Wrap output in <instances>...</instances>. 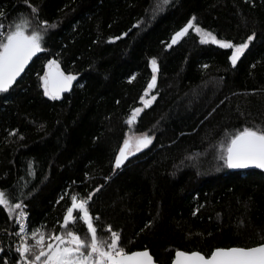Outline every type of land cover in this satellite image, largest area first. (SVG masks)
Listing matches in <instances>:
<instances>
[{
	"label": "trees",
	"instance_id": "16d2710c",
	"mask_svg": "<svg viewBox=\"0 0 264 264\" xmlns=\"http://www.w3.org/2000/svg\"><path fill=\"white\" fill-rule=\"evenodd\" d=\"M156 3L0 0L6 26L22 14L41 30L43 21L56 25L45 34V50L0 93V190L26 205L29 229L43 225L57 234L71 196L93 194L99 235L108 239L110 225L126 251L148 250L157 264H170L178 250L209 255L258 246L264 173L231 172L220 156L244 127L264 129V0H170L154 14ZM192 16L219 40L255 38L235 67L232 49L203 44L191 30L169 47ZM152 59L156 100L144 108ZM50 60L76 77L56 100L40 80ZM136 108L143 111L129 125ZM129 132L148 134L152 143L117 169ZM14 215L0 208V230ZM75 231L87 234L82 222ZM0 248L7 253L0 259L15 264L14 240L4 232Z\"/></svg>",
	"mask_w": 264,
	"mask_h": 264
},
{
	"label": "snow or ice",
	"instance_id": "6c2138e0",
	"mask_svg": "<svg viewBox=\"0 0 264 264\" xmlns=\"http://www.w3.org/2000/svg\"><path fill=\"white\" fill-rule=\"evenodd\" d=\"M169 4L170 0H157V3L153 5L154 14L156 10ZM29 7L31 13H38V9L31 5ZM3 15L0 13V16ZM196 19L192 16L187 24L174 34L169 47L188 35L189 30L192 29L200 36L201 43H212L221 48L232 49L229 59L231 65L235 67L237 61L245 54V50L249 48V43L255 38V34L250 35L246 42L240 44L219 40L212 32L201 28L196 23ZM33 23L32 16L23 14L7 26L0 23V93H7L17 83V78L25 71L32 58L45 50L43 47L45 34L49 28L56 26L43 21L41 30L39 24L33 27ZM151 66L153 70L151 82L148 83L144 95L140 97L144 108L150 107L156 100L155 95L145 99L157 83L155 73L158 71V66L155 59L151 60ZM46 67L47 71L40 77L44 95L53 100L59 99L62 93L71 89L76 77L65 74L55 60L48 61ZM204 67L207 68L208 65ZM142 111L143 108L134 109L127 123L132 125ZM152 139L153 137L148 134L126 138L115 159V168H120L129 155H134L135 152L148 147ZM221 148L220 159L229 169L250 166L264 169V129L244 127L231 135L227 144H222ZM92 195L90 194L86 199L78 198L77 195L71 196V206L67 207L60 224L61 231L57 234L56 232L46 233L42 230L43 225L40 228L29 229L26 223L27 215L24 212L26 205L22 201L15 202L19 199L18 197L0 190V208L7 211L10 217L17 214L19 210L16 215L19 232L16 235L20 237V243L15 248L18 254V258H14L15 264H154V259L147 250L131 253L126 251L122 246L121 234L112 230L110 225L106 229L110 233L108 239L99 235L94 223L99 220V217H94L89 207ZM79 222L86 225L87 234L84 236L75 231V225ZM29 232L30 239L34 243L30 242ZM0 252L7 256L4 249L0 248ZM0 264H8V261L0 259ZM174 264H264V243L255 247H218L209 255L199 251L189 253L178 250Z\"/></svg>",
	"mask_w": 264,
	"mask_h": 264
},
{
	"label": "water",
	"instance_id": "95a60500",
	"mask_svg": "<svg viewBox=\"0 0 264 264\" xmlns=\"http://www.w3.org/2000/svg\"><path fill=\"white\" fill-rule=\"evenodd\" d=\"M39 54V53H38ZM37 54V55H38ZM36 55V56H37ZM36 56H34L33 58H32V60L29 62V65L31 64V62L36 58ZM28 65V66H29ZM28 66L26 67V69L28 68ZM25 69V70H26ZM46 71H47V69H46ZM45 71V72H46ZM24 73V72H23ZM23 73H21V75L17 78V81L21 78V76L23 75ZM72 88V87H71ZM71 90V89H70ZM69 90V91H70ZM69 91H67V92H64V93H62L61 94V96H63V95H65V94H67ZM60 96V97H61ZM123 146V145H122ZM121 146V147H122ZM120 150V149H119ZM119 154V151L117 152V154H116V157H117V155ZM133 155H129V157H128V159L129 158H131ZM116 157H115V159H116ZM127 159V160H128ZM127 160L121 165V167L120 168H122L123 167V165L127 162ZM114 166H115V160H114ZM120 168H118V169H120ZM228 170L229 171H231V172H248V171H256V172H261V173H264V169H260V168H256V167H253V166H250V167H248V168H241V169H229L228 168ZM139 251H144V250H139ZM148 251V250H147ZM135 252V251H134ZM189 253H191V252H189ZM175 254H176V252L174 253V256H173V259H172V261H171V263L170 264H174V261H175ZM154 259V258H153ZM154 264H157L155 261H154Z\"/></svg>",
	"mask_w": 264,
	"mask_h": 264
},
{
	"label": "built area",
	"instance_id": "2783aa9c",
	"mask_svg": "<svg viewBox=\"0 0 264 264\" xmlns=\"http://www.w3.org/2000/svg\"><path fill=\"white\" fill-rule=\"evenodd\" d=\"M18 211L19 210H17V214H18ZM24 212L27 215V221H26V223L28 224V214H27L25 208H24ZM17 214L14 215L13 222H12V226L9 229H2V230H0V233L1 232L6 233L8 236H10L14 240V250L17 247V245L20 243V237L18 235H16V233L19 232V224L17 223V220H16V215ZM17 257H18V254H17Z\"/></svg>",
	"mask_w": 264,
	"mask_h": 264
},
{
	"label": "rangeland",
	"instance_id": "374dc122",
	"mask_svg": "<svg viewBox=\"0 0 264 264\" xmlns=\"http://www.w3.org/2000/svg\"><path fill=\"white\" fill-rule=\"evenodd\" d=\"M192 32H194L195 33V31L194 30H192V29H190ZM196 34V33H195ZM198 37H199V40H200V36L198 35V34H196ZM212 44V43H211ZM215 45H217V44H215ZM219 46V45H218ZM150 94H149V96L148 97H145V99H150ZM142 103V102H141ZM142 134H145V133H132V132H129L128 134H127V137L126 138H130V137H132V138H134V137H137V136H140V135H142ZM226 144H227V142H226ZM225 144V145H226ZM144 149V148H143ZM142 150V149H141ZM86 226V225H85ZM86 232H87V229H86ZM29 239H30V232H29ZM30 242H32V243H34V241H31V239H30Z\"/></svg>",
	"mask_w": 264,
	"mask_h": 264
}]
</instances>
